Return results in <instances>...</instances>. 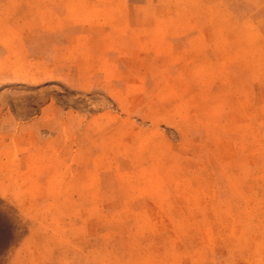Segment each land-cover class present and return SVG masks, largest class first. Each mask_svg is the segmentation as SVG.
Instances as JSON below:
<instances>
[{"label": "rangeland", "instance_id": "374dc122", "mask_svg": "<svg viewBox=\"0 0 264 264\" xmlns=\"http://www.w3.org/2000/svg\"><path fill=\"white\" fill-rule=\"evenodd\" d=\"M0 264H264V0H0Z\"/></svg>", "mask_w": 264, "mask_h": 264}]
</instances>
